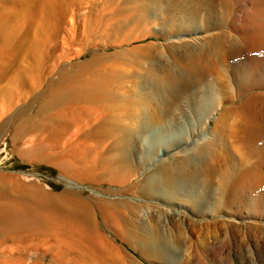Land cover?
I'll list each match as a JSON object with an SVG mask.
<instances>
[{"label":"rangeland","instance_id":"obj_1","mask_svg":"<svg viewBox=\"0 0 264 264\" xmlns=\"http://www.w3.org/2000/svg\"><path fill=\"white\" fill-rule=\"evenodd\" d=\"M13 1L0 0V6L5 4V8L0 7V25L19 26L16 30L21 36L25 30L22 22L28 19L30 10L25 12L27 8L19 0L14 1L16 6ZM233 7L231 0H78L71 8L73 23H66L63 32L68 41L59 39L58 47L51 43L47 51L56 53V57L62 55L60 67L71 71L79 70L92 56L99 55L95 68L113 75L109 78L112 88L115 87L111 89V98L127 106L123 96L125 91H133L135 97H132L133 103H129V110L134 113L129 117L118 115L117 126L107 125L111 134L108 136H104L108 133H96L95 128L101 121L89 123L86 120L78 125L80 127L62 128L45 138L42 150L32 154L25 151L35 148L36 143L24 145L31 136L14 140L13 127L9 125L0 133V203L15 202L39 217L48 218L59 228L63 224L76 226L87 210H93L100 223L98 228L105 235L102 234L119 246L134 264H179L187 261L190 253L192 261L187 264H264V238L257 239L254 245L247 236V224L240 217H235L236 220L222 218V215H234V209L223 196L221 161L217 153L202 144L179 156L176 163L158 162L151 170L145 166L146 156L152 154L158 158L161 139L170 137L171 142H166L172 146L177 141L174 138L181 137V131L189 128V122L197 123L205 114V110L197 113L195 105L188 103L187 89L171 88L170 83L193 78L197 83L193 90L201 94L210 90L206 76L217 61L213 50L216 38L200 46L188 39L194 38L196 30L202 28L221 26L219 34L226 33L228 17L236 15ZM45 33L36 25L28 41L35 40L33 43L39 44L40 39L46 37ZM37 48L35 53L41 51ZM4 49L0 43V52ZM25 52L23 48L17 56L14 54V59L19 58L13 59L11 73L4 75L5 78L2 76L5 82L0 79V107L45 87V84L39 87V83L28 80L13 84L18 72L34 66ZM81 52L85 55L80 56ZM7 82L17 85L16 90ZM30 98L29 95L26 101ZM242 100L244 97L240 98ZM235 104L237 102L224 104L222 109ZM205 106H208L206 102ZM37 108L38 103H34L31 114L35 115ZM186 108L194 113L179 125L174 117L182 115ZM164 128L169 136L161 133ZM138 129L145 132L143 138ZM231 152L228 149L232 166L238 164L239 158ZM181 169L190 171L194 181L192 188L186 189L180 182L185 174ZM105 212L118 218L128 244L105 228L102 221ZM206 217L212 219L206 221ZM207 222L214 228L206 233L201 227ZM240 225L244 231L238 234L236 230ZM156 237L160 240L157 247L152 241ZM132 246L145 253L149 260ZM30 251L29 256L33 257L34 252ZM158 253L168 256V260L158 259ZM37 254L42 255V249ZM49 260L46 258L44 263L48 264Z\"/></svg>","mask_w":264,"mask_h":264},{"label":"bare ground","instance_id":"obj_2","mask_svg":"<svg viewBox=\"0 0 264 264\" xmlns=\"http://www.w3.org/2000/svg\"><path fill=\"white\" fill-rule=\"evenodd\" d=\"M231 1H233L234 12L237 16L234 15V18L230 16V19L227 16L228 22L226 24L229 31L219 34L221 26L210 27L209 29L202 28L196 30L197 35L194 38L188 39L195 46H200L208 42L210 38H216L214 39L216 45L213 50L217 55V61L215 66L209 68V71L207 70L208 75L206 76L210 80V90L207 93L203 92L204 94L193 90L197 85L193 78L188 80L184 78L179 83H170L171 88L187 89L189 92L188 103L195 105L194 108H196L197 113L205 110V114L197 123H194V120L189 122V128L181 131L183 132L181 137L174 138L177 141L172 146L171 144L167 145L168 142L166 141L171 142V140H169L170 137L166 138V135L169 136V134L164 131V128L161 133L166 137L161 139L160 143L163 142L157 151L158 158H161L157 160L158 158H154L151 156L152 154L146 156L145 166L151 170L156 168L158 162L162 164L175 162L179 156L189 150L194 151L202 144L210 152L217 153L221 161L223 196L227 205L234 209V215L232 213L230 216L222 215V218L236 220L235 217H240L241 221L247 224V236L255 245L257 239L264 238V0ZM19 2L27 8H25V12L30 10V16H27L28 19L25 18L27 20H24V23L22 22L25 25V30L21 36L17 33L16 28L19 26L16 23V28L7 23L0 25V43L5 48L3 53L0 52V79L5 82L4 75L11 71L14 56H17L18 51L20 52L24 48L26 50L25 55L32 59L34 66L25 67L23 71L17 73L15 79L10 80L13 84H21L28 80L39 83V87L45 84V87L35 94H33L35 90H32L26 93L24 99L18 98L17 102H10L0 107V133L12 125L14 140H23L26 136H31L24 141V145L36 143V146L27 149L26 154L42 150L41 147L45 138L49 137L51 133L59 132L64 128L77 127L84 124L83 122L86 120H89V123L101 121L95 128L96 133L99 135H101L100 133H108L104 135L108 136L110 134L108 124L117 126V117L120 115L129 117L132 115L131 113H134L132 109L129 110L130 104L133 103L132 97H135L133 91H125L123 97L127 106L125 103L116 102L111 98L113 96L111 89L113 90L115 87L112 88L109 78L113 75L109 73L111 75L108 76L106 70L95 68L100 59L99 55L86 60L87 63L82 65L79 70L71 71L66 67H60L62 55L56 57V53L47 51L48 45H53L51 43L56 44L55 48L58 47L59 39L65 43L68 41L69 38L65 37L63 32L66 23L69 21L73 23L71 8L76 5L78 0H19ZM2 6L5 8V4ZM2 6L0 7L2 8ZM3 10L5 11V9ZM5 12L8 13V10ZM25 15L27 14L25 13ZM36 25L47 33V35L44 34L46 37L41 34L43 38L40 37L42 39H40L39 44L33 43L36 42L35 40H32L33 42L28 41L30 33L33 32ZM33 38L36 39V37ZM37 39L39 40V38ZM37 46L41 49L39 53H35L36 50H34ZM204 54L201 53V55ZM82 55L85 53L81 52L80 56ZM18 58L14 60L16 61ZM7 83L10 84L11 82ZM200 83L203 82L200 81ZM13 84H10L12 88L17 86H13ZM7 88H9L8 84ZM29 95L31 98L26 101ZM241 97H244V100L240 101ZM22 101L25 103L19 105ZM205 102L208 106H205ZM235 102H237L236 106L222 109L224 104H234ZM34 103L39 105V108L35 110V115L31 114ZM178 107L179 110L180 106ZM11 111H14L13 115L8 118ZM193 113L186 108L181 113L182 115L179 114V117H174V121L180 125L182 120L188 119ZM134 116L136 115L134 114ZM144 135L143 129L142 131L139 130V136L143 138ZM226 147H228L229 153L232 151L231 153L239 158L238 164L232 166L229 164L231 156L230 154L228 156ZM189 172H184L185 174L180 180L182 185L187 186L186 189L192 188L194 183ZM94 214L93 210H87L81 219L77 220L76 226H64L63 224V227L60 225L61 228H59V226H55V223H51L48 218L39 217L19 204H15V202L14 204L0 203V264H46L44 263L46 258L50 259L48 264H134L133 261H128L127 255L119 246L117 247L104 236L105 234L98 228L100 223ZM204 219L207 221L212 218L206 217ZM102 221L108 231L114 233L124 244L129 243L122 233L121 223L114 214L105 212ZM222 221L221 223H223ZM201 228L207 233L212 231L214 225L207 222ZM243 231L244 227L240 225L236 233L240 234ZM152 241L155 247L159 246L160 240L157 237ZM132 247L145 260H149L145 253L134 248V246ZM40 249H42V255L37 254ZM29 250L34 252L33 257L29 256ZM157 257L168 260V256H161L159 253ZM186 260L184 262L179 261L181 262L179 264L190 263L192 261L191 253Z\"/></svg>","mask_w":264,"mask_h":264}]
</instances>
